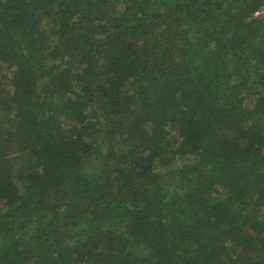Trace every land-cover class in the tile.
Wrapping results in <instances>:
<instances>
[{
    "label": "trees",
    "instance_id": "16d2710c",
    "mask_svg": "<svg viewBox=\"0 0 264 264\" xmlns=\"http://www.w3.org/2000/svg\"><path fill=\"white\" fill-rule=\"evenodd\" d=\"M262 10L0 0V264H264Z\"/></svg>",
    "mask_w": 264,
    "mask_h": 264
},
{
    "label": "rangeland",
    "instance_id": "374dc122",
    "mask_svg": "<svg viewBox=\"0 0 264 264\" xmlns=\"http://www.w3.org/2000/svg\"><path fill=\"white\" fill-rule=\"evenodd\" d=\"M261 16L264 17V10H262L261 12ZM17 161H13L12 163H10V165L8 167H3L2 170L8 172L10 175L12 176H16L13 171L16 170L17 167Z\"/></svg>",
    "mask_w": 264,
    "mask_h": 264
}]
</instances>
